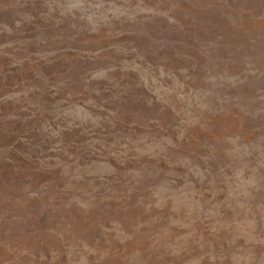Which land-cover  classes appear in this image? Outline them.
<instances>
[{
  "label": "rangeland",
  "instance_id": "obj_1",
  "mask_svg": "<svg viewBox=\"0 0 264 264\" xmlns=\"http://www.w3.org/2000/svg\"><path fill=\"white\" fill-rule=\"evenodd\" d=\"M0 264H264V0H0Z\"/></svg>",
  "mask_w": 264,
  "mask_h": 264
}]
</instances>
